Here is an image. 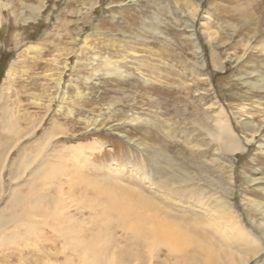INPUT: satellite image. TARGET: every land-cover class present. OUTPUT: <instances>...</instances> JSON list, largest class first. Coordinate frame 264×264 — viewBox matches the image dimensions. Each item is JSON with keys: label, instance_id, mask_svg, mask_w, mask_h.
I'll list each match as a JSON object with an SVG mask.
<instances>
[{"label": "rangeland", "instance_id": "rangeland-1", "mask_svg": "<svg viewBox=\"0 0 264 264\" xmlns=\"http://www.w3.org/2000/svg\"><path fill=\"white\" fill-rule=\"evenodd\" d=\"M39 6L41 13L35 14L33 9ZM189 16L195 20L192 29L185 21ZM106 59L117 64L120 77L108 75ZM262 78L264 0H0V107L21 119L18 128L24 130L44 121L31 138L20 140L15 148L11 145L14 153H2L10 137L0 129V168L5 172L4 185L0 183L2 218L29 211L30 202L43 192L56 196L55 187L34 193L29 173L14 182L17 164L31 157L43 131L56 128L60 135L54 147L61 152L91 148L86 157L98 167L123 164L133 177L122 182L132 185L143 177L140 188H145V195L158 190L150 181L153 166L160 175H171L166 158L157 156L160 150L201 179L194 190L211 195L214 181L232 184L226 195L244 226L260 235L251 222H262L264 214L249 202L264 201V88L257 89ZM222 111L224 116H218ZM1 115L0 110V119ZM26 118L27 124L22 121ZM221 118L237 138L250 142L243 153L224 154L225 164L212 162L218 147L202 129L216 130ZM199 141L204 148L197 146ZM41 176L35 178L36 186ZM247 177L256 182L249 183ZM16 186L15 193L30 196L19 209L10 198ZM189 192L175 196L198 202ZM75 194H80L79 188ZM38 210L44 212L45 204L39 203ZM79 212L89 218V210ZM45 214L43 220L47 218L52 227L55 218ZM57 219L61 226L68 225L67 218ZM42 225L37 235L24 239L19 229L20 237L0 239V264H67L69 257L81 264L65 249L67 242ZM75 230L83 235L81 227ZM115 234L121 248L132 250L123 231ZM98 246L102 256L111 249L105 231Z\"/></svg>", "mask_w": 264, "mask_h": 264}, {"label": "bare ground", "instance_id": "bare-ground-1", "mask_svg": "<svg viewBox=\"0 0 264 264\" xmlns=\"http://www.w3.org/2000/svg\"><path fill=\"white\" fill-rule=\"evenodd\" d=\"M248 1L253 2L254 0ZM41 10L42 8L39 6L34 8L33 12L40 14ZM196 12L198 15L197 8ZM185 21L190 23L191 29L194 28L193 16H189ZM104 66L108 75L121 76L117 64L111 60L106 59ZM259 84L261 86H257V89H263V78ZM251 87L253 86L251 85ZM64 97V95L59 97L60 104H63ZM1 100H3L2 97ZM2 107H0L2 111V119H0L2 127L0 129L10 137L7 144L5 143L6 151H2V153H14L17 143L36 134L44 121L31 123L32 126L30 125V128L24 130L20 126L18 128L21 119L16 118L15 114H11L6 107ZM224 114L222 111L218 116L223 117ZM22 121L27 124L29 120L26 118ZM248 125H252L249 127L255 132L260 131V128L252 123ZM230 126L228 121L221 118L216 120V130L214 131L202 127L210 142L218 147L215 146L217 148L216 159L212 162L225 164L228 161L224 154L233 156L243 153L247 149L250 143L249 139L246 138L242 141L237 138ZM55 129L48 128L43 131L42 141L31 157L23 159L22 162L18 161L19 173L14 175L16 180L14 182L17 183L25 173L27 175L29 173L31 181L33 180V183H29L32 184L34 193H36V189H39L40 192L44 187L46 189L55 187L56 196L53 197L43 192L30 202L29 211L15 213L10 218L3 219L4 217L1 216L3 211L0 212L1 240L9 237L10 234L12 238L20 237V233H22L20 230L24 232L21 235L23 238L29 237L32 233L37 235L41 230L39 224H43L42 226L48 227V229L52 228L51 230L58 233L67 242L65 249L71 250L81 261V264H252L260 260L264 261V219L262 222H251L253 228L257 227L262 231L260 235L253 232L255 229H248L244 226L227 196L231 194L232 184L221 180L214 181L210 188L214 189L211 195L207 192L202 193L194 190L193 185L196 181L202 183L201 179H198L196 174L186 171L182 165L173 164L171 157H165V153L160 150L158 154L156 153L157 156L166 158V167L172 172L170 176L166 177L157 172V165L153 166L154 169L149 172L150 181L152 185L158 187V190L154 193L151 192L152 195H145L142 191L145 188H140L143 185L141 182H144L143 177L139 176L137 180L140 183L134 180L135 183L132 185L122 182L129 180L128 177H133L132 172L127 170L123 164L117 163V167H98L93 164L90 157H86L89 154L86 155L85 152L91 148L78 146L68 152H61L63 150L54 147L53 141L60 135ZM166 132V135L171 137L167 130ZM198 144H200L197 145L200 148L205 147L200 141ZM158 159H153V162L157 164ZM2 164L5 166L7 163ZM230 166L232 167L231 164ZM90 168L93 172L90 171ZM13 169L15 171L16 168ZM104 171L108 175L102 176L101 172ZM4 174L5 172L0 168L1 185H4ZM41 175H44L42 182L39 181L40 185L36 186L35 178L38 180V177H42ZM14 176L12 175V177ZM61 177L64 178L61 179ZM247 179L249 183L256 182L250 177ZM65 186H68V191L65 190ZM77 188L80 190L79 195L75 194ZM17 189L18 186L12 188L10 198H14V208L19 209L24 206L26 197L30 196L15 193ZM218 189L225 194H218ZM262 190L264 192V188ZM187 192L191 196L198 197V202H184L181 200L182 198L179 199V196H175L180 195L181 197V193L186 194ZM250 201L249 204L264 214V201ZM39 203L45 204L46 212L38 210ZM49 205L51 208L48 209ZM63 205L65 208L57 212L58 207ZM69 209L76 213L69 214ZM79 210H89V218H85L83 212L81 213ZM42 213L50 214V217L55 218L52 227H50L52 224L49 226L47 223V218L43 220ZM76 215H80L82 218H76ZM58 217L67 218L68 225L61 226ZM70 217H73L71 222L68 221ZM11 225H15L18 229L8 230ZM77 227H81L83 235L78 234L75 230ZM116 230L124 232L121 236H126L133 247L132 250L125 251L118 245ZM103 231H105L107 243L111 247L105 256H102L103 251L98 246V239L102 238ZM86 237L92 241H87ZM36 238L40 239L38 236ZM94 241L96 244L91 243V245L90 242L94 243ZM66 263L76 264L72 257H69Z\"/></svg>", "mask_w": 264, "mask_h": 264}]
</instances>
